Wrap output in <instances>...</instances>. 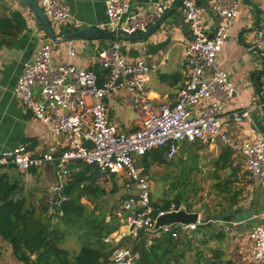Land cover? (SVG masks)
I'll return each mask as SVG.
<instances>
[{
    "label": "built area",
    "instance_id": "2783aa9c",
    "mask_svg": "<svg viewBox=\"0 0 264 264\" xmlns=\"http://www.w3.org/2000/svg\"><path fill=\"white\" fill-rule=\"evenodd\" d=\"M50 24L63 26L69 18V7L64 0H35ZM104 30H121L128 34L145 31L170 7L165 0H155L142 10L133 11L128 0H105ZM239 0H219L213 9L217 15L213 25L206 20L198 0H181V19L191 33L184 52V83L177 90L173 104L152 102L147 84L149 67L142 59L128 61L120 41H113L97 55V62L105 69L103 81L95 72L70 62L53 58L55 42L49 37L42 43L34 59L24 62L22 72L13 89L19 103L34 118L48 126L55 136L66 138L67 149L54 156L49 152L32 154L24 145L0 151V169L12 166L29 173L31 168L53 162L57 182L52 186L49 205L55 206L66 197L61 195L69 170L67 164L82 160L99 169V180L111 174L122 177V211H129L126 226L134 224L133 234L153 226L156 216L176 209L155 208L149 182L136 165L137 158L152 148L167 146L165 159L172 160L184 141L203 144L220 142L245 160L250 177L264 186V139H234L222 127L224 102L234 94L227 72L217 63V54L228 37L229 25L239 10ZM216 28V29H215ZM212 36L208 38V34ZM264 48V28L249 49ZM68 53L74 46L68 45ZM124 90L131 95L135 109L143 114L138 128L124 132L109 120V108L104 98ZM35 91H38L39 98ZM259 104L244 106L230 114L235 121L249 115ZM135 214V218H132ZM261 222L250 227L247 238L253 264H264V213ZM175 225L160 229L173 237L190 234L198 225ZM152 236L155 233H151ZM150 244V242H149ZM140 253L132 246L116 248L103 264H138Z\"/></svg>",
    "mask_w": 264,
    "mask_h": 264
},
{
    "label": "crops",
    "instance_id": "0c3cea01",
    "mask_svg": "<svg viewBox=\"0 0 264 264\" xmlns=\"http://www.w3.org/2000/svg\"><path fill=\"white\" fill-rule=\"evenodd\" d=\"M64 1L68 5L70 13L66 24L55 26L51 23L53 31L58 35L68 34L86 26L102 28L103 23L106 22L105 0ZM152 1L155 0H128L133 11L142 10ZM165 1L170 3V7L176 2V0ZM218 1L208 0L210 8H213ZM239 1L238 13L231 19L228 37L217 54V63L226 70L234 88L233 96L224 102L221 122L223 129L234 139H264L262 108L255 107L251 109L249 115L240 121H235L230 115L233 110L242 109L244 106L251 104H259L264 100V48L249 49L255 43L258 33L264 28V0ZM203 11L206 20H209V25L212 26L213 14L205 9ZM176 15L178 17H175ZM181 17L179 2L158 29L145 38L134 40L88 38L56 43L53 48V58L59 62H70L80 68L92 70L97 74L98 81L102 82L105 69L97 62L98 52L113 41H120L122 52L128 61L142 59L149 67L150 80L146 87L152 102L173 104L177 90L184 83L185 45L187 39L191 36L186 25L182 23ZM0 18H3L7 23L4 29H0V151L17 145H24L34 155L49 152L56 157L67 149L66 138L53 135L48 126L34 118L31 112L25 109L13 94V89L22 72L24 62L34 59L48 35L38 25L29 9L21 4L19 0H0ZM70 44L74 46L72 55L68 53V45ZM256 76H260L261 83L255 80ZM35 95L37 98L40 97L38 91H35ZM111 95V101H109L108 96L104 98L109 108L110 122L115 124L118 129L132 131L138 128L142 118L134 120L129 118L125 112H121L126 105L128 108L135 110L131 95L124 90ZM185 143L197 144L199 145L198 148L205 146V149L210 151L214 150L216 159L224 147L220 142L203 144L198 141H184L179 144V148ZM234 156H239L243 162V165L239 167L237 166L239 164H236L234 168L231 166L234 170V176L232 177L237 185L233 191L239 192L237 195L238 203L230 207L229 199L228 206L223 207L221 212L241 206L245 211H253V217L245 226L240 228H236L233 223L212 220L216 223L219 231L224 234L222 238L212 237L219 241H222L225 237H230L234 233H246L247 237L250 227L263 219L264 186L250 177L242 156L232 153L231 164ZM229 169L231 173L232 169ZM55 171L56 168L53 162L31 168L29 173L20 172L10 166L0 169L1 173H7L19 181L20 189L17 196L24 197L27 206L32 208H36V202L33 201L36 197L32 194H37V191H39L37 185L41 184L42 180L49 182L50 195L48 200L53 196L52 186L57 182ZM19 173L24 176V181L18 176ZM115 176L113 180L116 179ZM120 178L123 184L124 179ZM105 179L108 178L103 180ZM103 180L97 183H103ZM202 223L205 224L206 222ZM112 234L105 240L111 241ZM125 235H127V232L120 234L119 237L122 238ZM147 236V244H149L152 234L147 233ZM235 239L239 240L238 238ZM247 241L249 252L247 258L250 264H253L248 238ZM60 246L62 247V245ZM216 250L219 251L220 257L215 259L212 256L214 261L225 255L222 248L218 247ZM238 251L241 255L243 254L241 249ZM226 261H229L228 258H226ZM0 264H23L13 255L9 243L1 237Z\"/></svg>",
    "mask_w": 264,
    "mask_h": 264
},
{
    "label": "trees",
    "instance_id": "16d2710c",
    "mask_svg": "<svg viewBox=\"0 0 264 264\" xmlns=\"http://www.w3.org/2000/svg\"><path fill=\"white\" fill-rule=\"evenodd\" d=\"M6 25L5 20L0 18V29H4ZM194 145L188 143L185 153L191 152ZM166 150L167 146H160L152 148L142 155L140 171L147 172L151 164L154 163H166ZM232 153L230 148L223 147L214 162L217 169H232L229 177L223 183V192L229 196L230 207L238 203L237 195L239 193L236 190H231L229 186L234 181L230 179L234 176V170L231 167ZM192 158L193 156L188 155L180 163L181 174L170 184L174 189L172 190L173 197L170 201L162 200L160 203L152 201L155 208L167 210L171 203H174L177 208L185 200L184 193L175 189H178L179 185L197 167ZM67 168L69 175L61 192V195L66 199L60 201L53 208L52 215L48 213L49 204L44 208L43 215L35 208L27 206L26 199L17 196L20 189L19 181L7 173L0 172V237L9 243L13 255L23 264H103L118 248L111 241L105 240L110 234L119 230L121 223L119 217L111 210L105 212L99 202L106 191L97 183L100 181L98 167L88 165L82 160H75L69 162ZM114 175L111 174L108 179L110 177L113 179ZM116 190L117 185L114 183L110 192L114 193ZM84 203L93 205L91 213H86ZM44 216L45 218H43ZM53 217L56 219L55 222H52ZM209 218L211 217L205 218L204 222L208 223L207 219ZM206 223L200 225H206ZM173 227L179 229L175 225ZM147 233L149 232L144 229L139 230L134 238L139 242L132 244L133 249L140 253L138 264H169L172 257L177 261V256L178 258L184 256L183 252L174 254L181 243L178 237L181 234L185 235L184 233L173 237L170 232L162 233L159 230L149 239L150 244H147ZM74 234L80 242V247L76 253L71 254L69 250L60 245L67 236ZM223 236L224 234L221 232L215 236L212 235L217 238ZM127 237L125 235L120 238L117 246H120ZM218 252V250H214L213 257L215 259L220 257ZM211 264L219 263L212 260ZM224 264H232V262L229 260Z\"/></svg>",
    "mask_w": 264,
    "mask_h": 264
},
{
    "label": "rangeland",
    "instance_id": "374dc122",
    "mask_svg": "<svg viewBox=\"0 0 264 264\" xmlns=\"http://www.w3.org/2000/svg\"><path fill=\"white\" fill-rule=\"evenodd\" d=\"M111 96L108 95L109 101H111ZM121 112H125L129 118L138 120L142 118V113L138 110L130 109L126 106L122 108ZM121 131L128 132L131 130L120 129ZM199 145L195 144L191 148V152L188 154L185 153L187 150L188 144H183L178 153L172 158V160H166V163L162 164H151L149 170L147 172L142 171L146 176L149 187L151 191V199L153 202L160 203L162 200L170 201L173 197L174 189L171 188L170 184L176 178L178 179L181 174L182 166L180 163L187 158L188 155L190 157L193 156L196 168L189 174L188 178L183 181L182 184L179 185L178 189L184 193L185 200L183 203L185 207L189 211L199 212L201 215V224L204 222V219L207 217L211 221H207L206 225H199L197 228L190 233L189 235H180V246L178 250L174 252H183L184 256L178 258L177 261L174 260V257L170 260L169 264H211L212 256L214 254V250L218 247L222 248V251L225 253L221 259L216 260L219 264H224L226 258L232 261L233 264H250L247 256L248 252V241L246 237V233H234L228 238H223L222 241L218 239L212 238V235H216L219 231L216 223L212 222V216L219 214L223 207L228 206V197L224 190V180L230 175V171L228 169H217L214 162L216 159V152L214 150L210 151L205 149V146L198 148ZM140 159L137 160V167H141ZM192 161V160H191ZM190 161V162H191ZM239 156H234L232 158L231 166L234 168L236 164L238 167L243 165ZM141 172V173H142ZM22 174V173H21ZM20 179L24 181V176L18 174ZM115 180L105 179L103 183H100V186L104 188L106 193L102 198L99 199V202L102 204L105 212L106 210H111L112 213L116 214L121 223V227L119 230L112 234L111 242L116 247H128L132 246L139 242L134 239L135 235L131 233L128 237L120 244H118L120 238V234L127 232V224L126 220L130 215L129 211H122L120 208V203L123 196V188H122V180L119 176H115ZM234 180L232 184L230 183L231 190H234L237 185L235 184V179L233 177L230 178ZM116 183L117 190L114 193H111L110 190L113 187V184ZM30 186V185H28ZM33 186V185H32ZM31 186V187H32ZM49 182L47 180H42L41 184L37 185V194H32L35 197L36 202V210L39 211L42 215L45 213V207L48 206V197L49 193ZM85 204V211L87 214L93 211V205L90 203ZM50 208V206H49ZM48 208V209H49ZM53 214V211L49 213ZM45 218V216L43 217ZM55 217L52 218V222H55ZM62 226V225H60ZM69 232V231H68ZM235 238H238L237 241ZM62 247L67 248L71 251V253H75L80 246V242L77 239L76 235L67 236L62 242ZM242 250L243 254L238 250ZM181 250V251H180Z\"/></svg>",
    "mask_w": 264,
    "mask_h": 264
},
{
    "label": "water",
    "instance_id": "95a60500",
    "mask_svg": "<svg viewBox=\"0 0 264 264\" xmlns=\"http://www.w3.org/2000/svg\"><path fill=\"white\" fill-rule=\"evenodd\" d=\"M180 1L181 0H176V2L167 10H165L153 24H151L145 31L139 33L128 34L121 30H104L96 26H86L68 34L58 35L53 31L48 18L35 0H19L21 4L25 5L29 9L38 25L43 28L48 37L55 43L70 42L78 39L88 38H101L105 40H112L116 38L128 40L145 38L158 29L163 20L171 13V11ZM198 1L203 9L213 13L214 18H217L215 10L213 8H210L208 0ZM175 17H178V15H176ZM211 36L212 33H209L207 37L210 38ZM255 80L260 82V76H256ZM229 170L230 169L228 168V171ZM54 207L55 204L50 206V208L48 209V213L53 211ZM252 217L253 211H245L243 207L237 206L235 208L223 210L219 214L212 216V220H220L226 223H233L236 228H240L245 226L249 222V220L252 219ZM132 218H135V214H132ZM199 218V212L187 210L185 204L181 202V204L176 209L165 211L163 214L156 216L153 226L151 228H148V231L151 233H156L164 227L196 223ZM133 229L134 224H130L127 229V235H130L133 232Z\"/></svg>",
    "mask_w": 264,
    "mask_h": 264
}]
</instances>
